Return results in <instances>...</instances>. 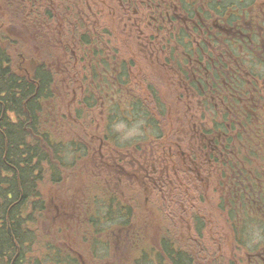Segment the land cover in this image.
Wrapping results in <instances>:
<instances>
[{
  "label": "trees",
  "instance_id": "16d2710c",
  "mask_svg": "<svg viewBox=\"0 0 264 264\" xmlns=\"http://www.w3.org/2000/svg\"><path fill=\"white\" fill-rule=\"evenodd\" d=\"M157 1L0 0V264H85L82 255L96 258L102 249L108 252L110 230L99 224L97 201L106 219L124 220L123 226L138 220L140 200L152 204L151 224L161 215L160 199L175 209L184 229L178 241L165 229L163 236L147 241L155 248L146 247L140 229L113 234L135 241L139 255L133 264L144 259L194 264L188 247L202 239L208 215L204 205L211 195L235 242L243 243L239 236L246 219L264 225V196L255 198L250 188L254 180L264 183V130L259 127L264 73L257 71L264 62L253 52L262 48L259 36L244 24L257 21L254 10L264 0H214L213 11L223 16L218 20L227 21L234 34L213 39L198 33L195 43L188 23L164 30L157 17L147 22L151 3ZM139 8L137 24L144 28L131 23L128 28L135 30L127 33L124 22L118 32L125 37L121 43L113 20H134ZM208 10L204 6L198 12L211 20ZM157 41L159 48L152 52ZM155 66L158 78L138 83L136 75ZM245 101L249 106L238 119ZM136 119L151 130L144 133L145 144L143 139L134 143L136 151H141L139 144L146 146L145 157L134 155L132 166L115 167L93 155L97 130H106L97 139L106 150L128 148L130 143L121 145L109 132L110 124ZM89 154L100 174L112 166V177L122 180V175L126 183L123 188L105 179L99 191L130 194L90 200L86 193L76 198L75 191L55 202V188L68 193L79 184L77 163ZM114 206L118 213L112 216L105 209ZM79 236L82 250L70 244ZM213 239L219 241L217 233ZM212 253L219 258L218 248Z\"/></svg>",
  "mask_w": 264,
  "mask_h": 264
},
{
  "label": "rangeland",
  "instance_id": "374dc122",
  "mask_svg": "<svg viewBox=\"0 0 264 264\" xmlns=\"http://www.w3.org/2000/svg\"><path fill=\"white\" fill-rule=\"evenodd\" d=\"M124 22H128V24H130L129 18L127 21V17L125 16L122 22H118V20H116L115 25L117 27H120ZM131 30H135V29L132 28ZM131 30L130 28H128L127 33H129ZM120 35L121 36L118 39H122L120 40L122 43L125 37L122 34ZM158 48H159L158 41L156 42V45L154 44L153 46H150V50L152 52L157 51ZM146 54L152 55V53L148 51H146ZM138 68L139 70H141L140 66ZM161 71H159L160 75H161ZM143 73L144 75L142 74L136 75L138 83L141 79L148 81L152 77H154L155 79L158 78V68L156 66H155V70L151 71L149 69L147 73L146 71H143ZM165 80L169 84L170 81L167 75L165 77ZM160 84H162L161 79H160ZM110 126H111V130H109V132H111L113 136H116L118 143H121V145L123 143H130L131 145V144L136 143L137 141H140L141 139H143L142 141L145 144V142L149 140V139H145V136L146 135L148 136V132L151 130H149L148 127L146 126V121L142 119L138 121L136 119L135 121L130 122V123H124L122 121L115 120L110 124ZM70 131H75V130H70ZM76 133H79L81 135L91 134L90 132H86L85 130H76ZM144 133H146V135H144ZM146 152H148V150L143 149L134 154H136L137 156L141 155L145 157ZM103 153L105 152L100 151L101 157ZM123 154L128 155L130 153H123ZM121 159H124V158H121ZM104 162L107 164L116 165V162H114L110 157L106 158ZM77 164L79 165L77 167L78 173H79V177H78L79 184H76L74 186V189L68 193H67L68 190L65 188L60 189L59 191L55 188L56 192L52 194V198L55 199V202L58 197L67 198L69 197L70 194H73L75 191L76 192L74 194L77 196V198L83 197L84 194L86 193L87 197H89V199L91 200L92 198L90 197L95 196L96 190L98 191L101 188V186H103V180L107 178V174L106 172L102 171V175H100V172L95 169L94 161L91 159V154H89L87 157H83ZM105 170L107 171L108 174L111 175L112 171L116 169L110 166V167H106ZM95 176L99 177V181H100V184L98 185L96 189H95L96 181L92 179ZM118 176H117L118 178H122V181H124V177L122 175H118ZM86 188H90L91 191H86ZM162 201H164L163 198L158 201V205L160 206L159 210H160L161 215H158L155 217L154 219L156 220L155 224H151V222H149L150 219H153L152 212L150 209L152 204L150 202L147 203L146 200H140L138 207L135 210V219L138 218V220L134 221L133 219L130 223L131 228H135V230L140 229L139 230L140 233L144 234L143 240L145 244L151 246L152 248H155L154 244H152V242H149L148 244L147 241L149 239L153 241L155 237L160 236L162 232H164V229L167 230V232H169V235L171 236L172 235L174 236V233H176L177 235H179L180 232L182 233L181 229L180 228L178 229V226L176 224L177 215L173 213V210L175 209L168 205L167 200H165L164 204H162ZM215 204H216V200L214 196L211 195L210 200L208 202L206 201L204 205V213L206 212L208 213V215H207V218H205L204 220L206 230L203 231L204 237L201 241L202 242L201 245H199L198 243H194L192 244L193 245L192 247H188L192 250L194 264H217L219 262H220L219 264H251L249 257L246 255V251H243V250L246 248L245 250L248 249L249 252H252L264 246V225L262 223H259V221L256 219H246L245 221L246 225H244L245 227L244 226L242 227L241 234L239 236V241H242L243 243L241 244L240 242H235L234 239H230L229 237L230 232H229V229H226L223 223L224 218L221 216V214H219L214 209ZM162 205L164 208L162 207ZM52 207L55 208V205L52 204ZM53 211L54 210H52V212ZM101 214L102 215L104 214L103 210L100 211L99 217H101ZM113 214H116V213L113 212L111 215L113 216ZM74 215H77V214H74ZM66 218L71 219L76 224H79L80 220L78 219V217L71 218L70 215L68 214ZM101 218H102L101 226L106 227L107 230H112V231H108V234L110 236V238L107 239V242L109 243L108 252H105L102 250L101 252L97 253L96 258L89 257L87 255H82V258L85 261V264H118V263L119 264L120 263L121 264H133L132 262L134 258H136L139 255L138 252H135V249L133 247V244H134L133 241L130 239H125L126 241H124V239L120 237L119 238L114 237L113 235L117 231L116 226L120 224V220L116 218L112 220L111 219L107 220L104 217V215ZM162 218H163V223H161ZM211 230H212V233H210ZM214 232L217 233V238L219 239V258L217 257L216 260H215L214 253L211 254V252H215L218 248V245L213 239V236H215ZM237 232L239 233L240 231L237 230ZM80 238L81 236L77 237V240H78L77 242L74 241L73 244L70 243L74 249L77 248L76 250L83 249V245L79 244L80 240L82 239ZM195 251L197 252L198 257H199L197 261L194 258V255L196 254ZM235 255H239V256L234 257ZM79 257L81 258V256ZM100 257H106V258L102 259ZM231 257H233L232 261H235V259H237L239 260V262L235 261L233 263H228L227 260L229 261ZM138 264H155V263L144 259L143 262H139Z\"/></svg>",
  "mask_w": 264,
  "mask_h": 264
},
{
  "label": "flooded vegetation",
  "instance_id": "af4514ba",
  "mask_svg": "<svg viewBox=\"0 0 264 264\" xmlns=\"http://www.w3.org/2000/svg\"><path fill=\"white\" fill-rule=\"evenodd\" d=\"M204 6H206L207 9H209L207 12L211 20H209L206 17V15L204 19L202 15H200V13L198 12L199 9H203ZM214 6H215L214 0H158L156 3H151L152 10H149L148 12L147 22H154L156 21V17H157V20L159 21L160 26L164 30L171 29L173 28V26H175V28H178V26L180 25V23L178 24V22L180 21L185 24L188 23L189 28L188 27H185V28L188 29L189 34H193L194 38L191 39L193 43L196 42V37L198 33L205 32L208 37H211L213 39L219 38L217 37L219 34L221 35L222 38L227 37L230 33L234 34L233 27L229 26V23H227V21L221 22L218 20L220 18H223V16H221L222 14L217 9L213 11ZM139 10H140L139 11L140 14L137 15L138 11L134 9L133 11V14L135 15L134 20H132L131 16H129L130 21L136 25H138L137 24L138 19H140V15H142V9L139 8ZM254 11L257 15L256 16L254 15L252 18L257 21L252 23L249 19V21L244 24L248 31L254 30L255 34L259 36V40H258L259 43H264L263 41V38H264V23H263L264 21V2H258ZM172 18H174V21L172 20ZM177 18L179 19V21L176 20ZM226 20H227V17H226ZM200 21H201V24H199ZM168 24L172 27H169ZM142 27L143 26L138 25V29H141ZM115 29H116L115 31L119 30L118 27H115ZM160 34L161 32L157 31V36H159ZM169 34L170 33L168 32V35ZM174 35L176 36L175 33H173V36ZM245 36L248 38V40H250L251 36L250 34H248V32L245 34ZM251 46H253V43H249V47ZM209 48L211 49L210 41H209ZM262 51H264V46H262L261 50L259 47L258 52L260 53ZM228 65L229 63L225 61L226 69L228 68ZM256 130H258V128ZM261 186L262 184L258 182V187L260 189L258 190L257 194L259 195L262 192ZM218 250H219V245H218ZM246 255L249 257L251 264H264V246L260 247L259 249L253 252H246ZM194 258L197 261V252L194 255ZM235 261L239 262V260L237 259H235ZM227 262L229 263L228 260Z\"/></svg>",
  "mask_w": 264,
  "mask_h": 264
}]
</instances>
